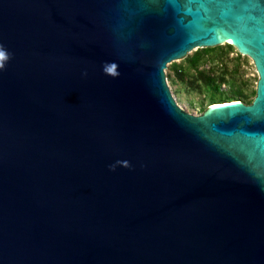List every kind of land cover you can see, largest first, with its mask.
I'll use <instances>...</instances> for the list:
<instances>
[{"label":"water","instance_id":"1","mask_svg":"<svg viewBox=\"0 0 264 264\" xmlns=\"http://www.w3.org/2000/svg\"><path fill=\"white\" fill-rule=\"evenodd\" d=\"M0 44V264H264V0H0ZM224 44L252 100L186 113L164 69Z\"/></svg>","mask_w":264,"mask_h":264},{"label":"rangeland","instance_id":"2","mask_svg":"<svg viewBox=\"0 0 264 264\" xmlns=\"http://www.w3.org/2000/svg\"><path fill=\"white\" fill-rule=\"evenodd\" d=\"M213 49L203 54L194 68L189 66L187 60L200 51L195 48L184 58L167 64L164 69L170 94L175 103L188 114H200L211 102H218V98L223 96L244 104L253 98L257 76L250 59L239 55L232 47H226V44ZM174 69L181 71V78L176 76ZM198 72L211 78L218 89L205 86ZM235 92L241 93L243 97H232Z\"/></svg>","mask_w":264,"mask_h":264},{"label":"clouds","instance_id":"3","mask_svg":"<svg viewBox=\"0 0 264 264\" xmlns=\"http://www.w3.org/2000/svg\"><path fill=\"white\" fill-rule=\"evenodd\" d=\"M11 59L12 54L3 46V44H0V73H3L7 70V65ZM102 71L104 75L112 79H118L121 75L119 71V65L115 62H106L104 65H102ZM82 75L86 77L88 73L85 71L82 73ZM118 167L130 169L132 166L127 160H117L113 164L109 165V171L115 172Z\"/></svg>","mask_w":264,"mask_h":264},{"label":"trees","instance_id":"4","mask_svg":"<svg viewBox=\"0 0 264 264\" xmlns=\"http://www.w3.org/2000/svg\"><path fill=\"white\" fill-rule=\"evenodd\" d=\"M226 47L231 48L229 45H226ZM213 50H214L213 48H205V49H200V51L195 52L187 60L189 66L192 67V68H194L198 64V62L200 61L201 56L203 54H206V53L211 52ZM180 72L181 71L179 69H174V73L179 78L182 77L181 74H180ZM197 75L201 79V82L205 86H207L209 88H213L214 90L218 89V85H215L214 84V81L211 78L207 77L205 74H203L201 72H198ZM232 97L242 98L243 95L241 93L235 92V94H233ZM212 100H214V99H212ZM218 100H219L218 102H211V104H218V103H224V102H230V101H232V100H230V97H227V96L219 97ZM237 100H239V99H237ZM249 103H250V101H247L245 104H249Z\"/></svg>","mask_w":264,"mask_h":264}]
</instances>
